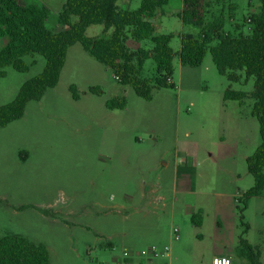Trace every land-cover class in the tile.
<instances>
[{"label": "rangeland", "instance_id": "obj_1", "mask_svg": "<svg viewBox=\"0 0 264 264\" xmlns=\"http://www.w3.org/2000/svg\"><path fill=\"white\" fill-rule=\"evenodd\" d=\"M65 1L25 3L48 6L46 27L59 33ZM142 1L119 5L136 10ZM180 1L172 0L154 19L156 36H174L175 53L183 34L202 31L181 22L175 9ZM260 1L206 0V23L223 13L225 31L250 35L248 20L260 13ZM102 32L91 26L87 35ZM127 45L153 46L150 40ZM23 60L27 73L5 68L0 107L46 66L38 55ZM155 75L148 60L142 77ZM171 81L173 88H154L145 100L80 44L71 47L58 85L0 129V238L17 234L44 244L51 264H115L125 250L151 247L169 249L155 264H212L222 253L233 264H250L242 254L245 239L264 264V192L244 203L254 186L247 159L262 143L260 124L250 96L242 103L224 100L227 89L250 95L254 78L244 71L220 75L209 52L198 68L175 57ZM115 98H125L126 108L109 109L107 101Z\"/></svg>", "mask_w": 264, "mask_h": 264}, {"label": "trees", "instance_id": "obj_2", "mask_svg": "<svg viewBox=\"0 0 264 264\" xmlns=\"http://www.w3.org/2000/svg\"><path fill=\"white\" fill-rule=\"evenodd\" d=\"M120 0H66L59 14V24L65 30L53 33L46 27L50 9L45 5H24L21 0H0V40L6 43L0 47V79L6 77L5 68L13 67L20 73L30 70L23 58L41 56L46 60L43 72L26 81L16 98L0 107V129L24 117L27 105L40 101L48 89L55 88L61 78L70 47L80 44L98 62L112 70L119 83L131 87L145 99H152L154 88H173L174 60L179 56L182 66L201 67L210 52L220 75L244 71L248 78H254V90L247 92L227 89L225 101L243 102L249 96L254 100L252 116L260 124L262 143L255 154L247 159L249 173L254 186L244 194V203L264 192V0L260 13L248 20L252 33L245 35L225 31L227 18L220 14L206 23V0H183L179 18L186 26L201 28L198 36L183 34L181 49L175 53L171 47L172 34L155 35L153 21L157 12L171 0H143L136 10H123ZM73 18L77 22L73 23ZM102 26L101 36L89 37L91 26ZM237 30L239 26L236 25ZM150 40L151 49H131L127 42ZM213 43L216 46L211 47ZM153 60L156 75L144 79L145 63ZM154 80V81H152ZM73 99L78 100L77 88L71 86ZM91 92L101 94L100 89ZM111 109L126 108L125 98L107 101ZM197 225L202 216H196ZM195 217V218H196ZM194 218V217H193ZM242 254L250 264H263L261 254L245 239L241 240ZM243 249V250H244ZM242 250V251H243ZM0 264H51V256L44 244H37L17 234L0 238Z\"/></svg>", "mask_w": 264, "mask_h": 264}, {"label": "built area", "instance_id": "obj_3", "mask_svg": "<svg viewBox=\"0 0 264 264\" xmlns=\"http://www.w3.org/2000/svg\"><path fill=\"white\" fill-rule=\"evenodd\" d=\"M177 230V229H175ZM179 237H176L178 239ZM169 255V249L159 251L156 247H151L141 251L125 250L121 259L115 264H155L159 257ZM212 264H233L227 256H217L213 259Z\"/></svg>", "mask_w": 264, "mask_h": 264}, {"label": "crops", "instance_id": "obj_4", "mask_svg": "<svg viewBox=\"0 0 264 264\" xmlns=\"http://www.w3.org/2000/svg\"><path fill=\"white\" fill-rule=\"evenodd\" d=\"M25 1L26 0H21V2L22 3H24V5H27L26 3H25ZM172 1V0H171ZM170 1V2H171ZM66 2V1H65ZM65 2H64V4H65ZM125 2V5H127L128 4V2L127 1H124ZM170 2H169V4L167 5V6H169L170 5ZM63 4V5H64ZM118 6L120 7V5H119V2H118ZM167 6H165V7H167ZM48 7V6H47ZM63 7V6H62ZM125 7H127V6H125ZM120 9H121V7H120ZM176 11H177V15H178V17H179V14H181V12H182V10H183V0H181L178 4H177V6H176ZM123 10H129V9H123ZM159 12V11H158ZM158 12H157V14H158ZM160 14L161 15H165L166 14V11H165V9L163 8L161 11H160ZM157 16V15H156ZM74 19V18H73ZM78 20V19H77ZM181 20V19H180ZM182 22V21H181ZM153 25H154V21H153ZM155 27V26H154ZM3 40V42H1L0 43V47H2V46H4L5 45V43H6V40L5 39H2ZM130 41H132L134 44L136 43V42H134L132 39H129ZM136 44H138V46H139V44L140 43H136ZM73 47V46H72ZM70 49H71V47H70ZM139 49V48H138ZM135 50V49H134ZM69 52V51H68ZM179 53V52H178ZM176 57H178L179 58V56H176ZM180 60V59H179ZM225 254H217L215 257H217V256H224ZM226 256H231V255H228V254H226ZM214 257V258H215ZM262 262V261H261Z\"/></svg>", "mask_w": 264, "mask_h": 264}]
</instances>
